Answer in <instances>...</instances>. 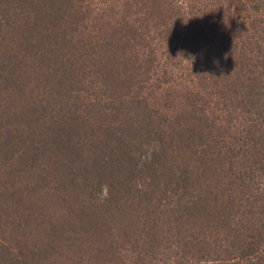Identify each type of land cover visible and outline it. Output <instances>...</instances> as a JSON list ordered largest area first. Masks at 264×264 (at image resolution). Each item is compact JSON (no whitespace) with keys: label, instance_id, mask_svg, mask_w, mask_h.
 <instances>
[{"label":"trees","instance_id":"1","mask_svg":"<svg viewBox=\"0 0 264 264\" xmlns=\"http://www.w3.org/2000/svg\"><path fill=\"white\" fill-rule=\"evenodd\" d=\"M114 6L0 0V264H264V0H126L145 13L119 21ZM146 15L229 116L224 133L180 113L174 170L150 113L78 103L141 86Z\"/></svg>","mask_w":264,"mask_h":264},{"label":"rangeland","instance_id":"2","mask_svg":"<svg viewBox=\"0 0 264 264\" xmlns=\"http://www.w3.org/2000/svg\"><path fill=\"white\" fill-rule=\"evenodd\" d=\"M101 1H107L111 4L115 3L116 6H114L115 9L112 16L116 18V21L128 18L132 20L138 18L140 20L145 13V10L122 12L126 0ZM145 24H147V15L143 25L138 30L145 38L142 45H146L145 47H138L139 59H144L145 61V65L139 70L140 74L138 76V80H143L141 86L138 88L137 86H131L130 83L124 84L123 87L132 89V92L130 91L126 94L123 88L116 87L115 92L111 95L105 90H96L93 86H86L85 89H91L87 93L79 94L78 103H81L84 117H92L93 119L96 112L101 110L104 112L103 119L111 120L110 122L113 123L119 120H127L128 118L137 122H144L145 119L150 121L147 117L150 113L155 127L159 125L161 128H166L164 134H158L156 138L163 145L164 151H166L165 158H163L167 164L166 167L172 166L174 170L175 166L179 165V156L183 155L181 154L183 151L180 150V145H185L183 138L179 137V122H184L180 113L186 114L187 118L191 119V123L196 122L194 118H197V116L204 115L208 117L211 123L217 122L218 124L216 125L221 127L220 131L224 133H226V128L228 127L226 123L229 120V116L215 107L216 97L210 95L209 89L206 88L203 91L200 89L198 67L201 70L202 68L197 64L190 63L184 57L180 58L179 61V51L175 48V46H179V43L167 46L160 42L161 39H165L160 31L163 26L153 27L155 26L154 21H150L148 24L150 27L149 31L145 34ZM149 77L160 78L152 91H150L152 82L151 84L150 80L147 82ZM136 92H138L139 96H137L138 94H133ZM89 95L91 96V101L87 98ZM130 95L132 98H129ZM75 96L78 95L76 94ZM136 97H139L148 108L144 109L136 102H133L138 100ZM147 138V141H149L152 136L145 138L143 150L145 149V152L150 154L154 148V143L152 142L150 146H147ZM47 168L50 170L52 167L48 166ZM101 194L102 196L105 195L104 193ZM205 232H207L206 237L210 240V245L207 249H203L202 253L212 252L214 249L212 242L215 244V238L212 236L214 232L209 233L207 229H205ZM177 249L179 251V247ZM211 256L212 254H210ZM212 264L219 263L216 261Z\"/></svg>","mask_w":264,"mask_h":264}]
</instances>
